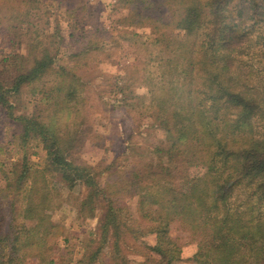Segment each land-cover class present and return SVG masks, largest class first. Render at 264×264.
<instances>
[{"label":"trees","instance_id":"obj_1","mask_svg":"<svg viewBox=\"0 0 264 264\" xmlns=\"http://www.w3.org/2000/svg\"><path fill=\"white\" fill-rule=\"evenodd\" d=\"M122 1L136 26L147 23L155 32L173 27L183 35L172 41L161 77L181 78L161 80L152 93L153 119L170 144L167 161L145 164L127 182L110 175L100 182L104 172L70 159L74 142L57 124L62 110L53 111L47 123L16 118L22 154L2 177L0 264H54L62 226L48 214L47 173L69 188L85 187L79 214L91 213L95 200L103 208L97 238L77 264H98L106 248L108 264H126L130 244L143 246L142 264H176L180 250L168 237L176 221L196 241L193 264H264V0ZM253 47L261 61L255 66L244 58ZM51 60L43 52L30 68L16 72L9 88L0 82V105L9 104L7 93L39 80ZM60 76L76 80L66 69ZM62 84L66 102L73 100L75 92ZM30 137L43 145L42 169L31 168L21 152ZM236 194L244 200L232 206ZM127 200L137 218L127 214ZM146 236L153 245L142 241Z\"/></svg>","mask_w":264,"mask_h":264},{"label":"rangeland","instance_id":"obj_2","mask_svg":"<svg viewBox=\"0 0 264 264\" xmlns=\"http://www.w3.org/2000/svg\"><path fill=\"white\" fill-rule=\"evenodd\" d=\"M122 6V0H0V82L8 83L9 88L16 72L30 68L43 52L52 58L39 80L7 93L9 104L0 105V189L3 174L22 154L15 119L36 118L47 123L57 110L63 112L57 115L61 132L74 142L70 159L104 172L98 175L100 182L107 175L127 182L145 164L167 161L165 151L170 144L153 119L156 106L152 93L161 80L181 78L173 73L166 74V80L161 77L172 56V41L183 40V35L173 27L155 32L147 23L136 26ZM159 15L167 17L164 9ZM251 50L244 57L246 63L261 64L255 48ZM181 64L177 68L182 69ZM63 69L77 81L70 83V76L62 78ZM251 77L257 82L255 74ZM61 82L75 92L73 100L66 102L67 87ZM256 132H261L259 127ZM156 149L161 152L154 154ZM23 151L31 168L44 167L46 153L39 138L30 137ZM46 180L51 206L48 214L62 226L54 264H77L97 238L102 205L95 200L91 213L85 209L87 216L81 215L78 211L86 196L85 187L77 184L69 188L49 173ZM238 195L230 200L232 206L244 200ZM127 204V214L137 218L133 202L127 200ZM146 237L142 241L153 245V238ZM168 237L180 250L176 264H193L196 241L177 221L170 224ZM129 246L131 250L124 252L126 264H142L143 246ZM108 256L106 248L98 264H108Z\"/></svg>","mask_w":264,"mask_h":264}]
</instances>
